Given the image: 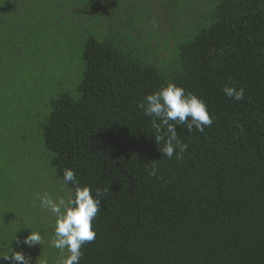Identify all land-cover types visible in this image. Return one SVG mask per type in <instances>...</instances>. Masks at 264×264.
Here are the masks:
<instances>
[{
    "label": "trees",
    "instance_id": "16d2710c",
    "mask_svg": "<svg viewBox=\"0 0 264 264\" xmlns=\"http://www.w3.org/2000/svg\"><path fill=\"white\" fill-rule=\"evenodd\" d=\"M170 82L213 118L180 160L137 106ZM65 169L110 190L79 264H264V0H0V251L57 264Z\"/></svg>",
    "mask_w": 264,
    "mask_h": 264
},
{
    "label": "clouds",
    "instance_id": "9594fccd",
    "mask_svg": "<svg viewBox=\"0 0 264 264\" xmlns=\"http://www.w3.org/2000/svg\"><path fill=\"white\" fill-rule=\"evenodd\" d=\"M222 91L235 101L244 99L243 87L237 89L225 85ZM137 106L145 116L151 117V126L155 130L154 139L162 157L168 159H172L174 154L177 160L183 159V154L188 150V144L180 140L176 126L183 125L189 133L193 128L203 133L205 127H210L213 123V118L202 99L171 82L147 94ZM149 168V176L156 177L158 166L153 163ZM63 182L73 186L67 197L53 199L45 192L42 197L37 195L36 198L40 201V207L55 217L54 235L49 246L60 252L57 264H79L83 255L82 246L96 238L93 220L101 210V197L110 190L97 188L93 195L91 187L81 186L71 169L63 171ZM14 238L17 245L27 247L44 242L38 231H30L22 240L15 235ZM0 260L9 261V264H31V257L15 251L11 246L7 251H0ZM39 264H48V261L42 259Z\"/></svg>",
    "mask_w": 264,
    "mask_h": 264
}]
</instances>
